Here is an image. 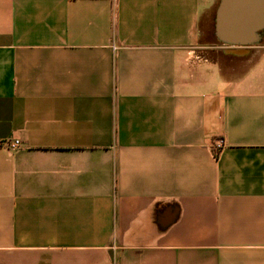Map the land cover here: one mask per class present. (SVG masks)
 <instances>
[{
    "label": "crops",
    "instance_id": "1",
    "mask_svg": "<svg viewBox=\"0 0 264 264\" xmlns=\"http://www.w3.org/2000/svg\"><path fill=\"white\" fill-rule=\"evenodd\" d=\"M218 2L0 0V264H264V31L201 43Z\"/></svg>",
    "mask_w": 264,
    "mask_h": 264
},
{
    "label": "water",
    "instance_id": "2",
    "mask_svg": "<svg viewBox=\"0 0 264 264\" xmlns=\"http://www.w3.org/2000/svg\"><path fill=\"white\" fill-rule=\"evenodd\" d=\"M264 31V0H219L213 35L223 45L251 46Z\"/></svg>",
    "mask_w": 264,
    "mask_h": 264
},
{
    "label": "rangeland",
    "instance_id": "3",
    "mask_svg": "<svg viewBox=\"0 0 264 264\" xmlns=\"http://www.w3.org/2000/svg\"><path fill=\"white\" fill-rule=\"evenodd\" d=\"M214 12H213V16L208 14L206 18L207 20H205L202 23L201 30H200V39L202 41L201 43H204V42L219 43L213 35Z\"/></svg>",
    "mask_w": 264,
    "mask_h": 264
},
{
    "label": "built area",
    "instance_id": "4",
    "mask_svg": "<svg viewBox=\"0 0 264 264\" xmlns=\"http://www.w3.org/2000/svg\"><path fill=\"white\" fill-rule=\"evenodd\" d=\"M224 141L223 139L219 138L216 139L212 142V150L215 152V154H218L221 149L224 147ZM6 146L11 149V150H15L17 148H19L20 146V141L19 140H14V141H8L6 143Z\"/></svg>",
    "mask_w": 264,
    "mask_h": 264
}]
</instances>
